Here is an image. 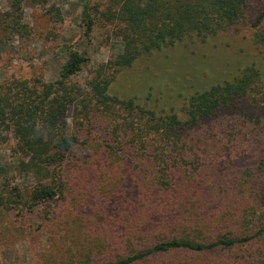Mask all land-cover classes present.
I'll return each instance as SVG.
<instances>
[{
	"label": "trees",
	"instance_id": "trees-1",
	"mask_svg": "<svg viewBox=\"0 0 264 264\" xmlns=\"http://www.w3.org/2000/svg\"><path fill=\"white\" fill-rule=\"evenodd\" d=\"M5 1L14 36L28 33L27 1L61 19L45 0ZM104 9L83 0L81 23L87 34L95 21L113 27L121 49L105 64L90 68L70 48L55 82L0 87V124L23 154L18 172L31 177L12 185L0 166V248L29 242L27 264H264V143L244 151L236 139L260 129L264 69L235 55L213 75L206 62L219 35L243 31L264 59V0H110ZM208 44L201 69L150 68L158 54ZM84 70L85 88L74 79ZM123 70L138 79L126 98L112 89Z\"/></svg>",
	"mask_w": 264,
	"mask_h": 264
},
{
	"label": "rangeland",
	"instance_id": "rangeland-1",
	"mask_svg": "<svg viewBox=\"0 0 264 264\" xmlns=\"http://www.w3.org/2000/svg\"><path fill=\"white\" fill-rule=\"evenodd\" d=\"M45 1V9L49 7L58 9L60 21L54 22L47 17L42 5L38 4L39 2L32 4L33 2L27 1L23 5V23L27 25L28 33L21 38L11 35L8 18L4 17L9 9L8 4L5 0H0V87L7 85L10 88L11 84L21 81L28 82L29 86H33L37 81L46 84L55 82L70 48L86 57L90 68L105 64L120 51L121 44L115 38L112 26L109 27L100 21H95L92 31L87 34L81 23L83 0ZM109 1L91 0V3L102 4L106 9ZM251 35L250 31H243L240 35L228 33L221 34L216 38L218 52L213 56L211 54L212 57H208L206 61L213 63L210 68L213 75L216 72L220 74L222 71H226L223 62L231 61L235 55L236 59L258 60L261 70L264 69V59L252 43ZM213 45H206L208 49L202 52L198 50L199 54L188 50L184 53L177 52L176 56H169L167 59L164 55L158 54L155 58H150L153 60L150 68L157 73H161L159 69L161 66H164V70L177 68L181 74L187 73V71L193 72L192 68L187 65L193 64V68L201 69V56L213 49ZM190 49L192 50V48ZM195 58L197 59L194 60ZM250 60L246 62H250ZM201 76L204 78V75ZM87 77V72L84 70L74 79L85 88L84 83ZM135 80L138 79L133 78L131 70H123L118 74L117 82L113 83L112 89L115 88L116 92H119L118 96L126 98L133 91ZM141 81L139 80L137 83H141ZM259 106L261 107V104ZM70 115L71 112L59 123L62 133H69L72 129ZM221 121L226 127L228 122L231 125L236 123V120H232V116ZM259 126L260 129L246 132L245 136L240 134L236 136L237 144L242 143L244 146L241 147L244 151H254L256 144L264 143V118ZM250 134L255 136L251 137ZM248 139L252 140L248 141ZM247 142L249 143L247 144ZM18 145L11 132L6 130L4 124H0V166L8 171L7 181L21 187L28 185L31 177L18 172V160L23 158ZM26 221L29 222L27 219H23L24 224H27ZM29 244L27 241H20L15 245L1 247L0 264H27L31 256Z\"/></svg>",
	"mask_w": 264,
	"mask_h": 264
}]
</instances>
